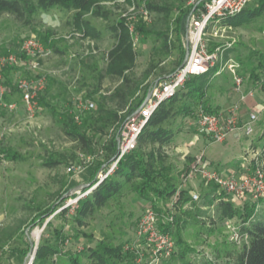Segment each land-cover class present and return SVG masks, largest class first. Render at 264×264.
<instances>
[{
	"label": "rangeland",
	"instance_id": "obj_1",
	"mask_svg": "<svg viewBox=\"0 0 264 264\" xmlns=\"http://www.w3.org/2000/svg\"><path fill=\"white\" fill-rule=\"evenodd\" d=\"M147 1L166 5L170 12L166 15L152 12L145 18L142 9L146 8ZM194 1H106L101 5L111 12L108 20L93 17L90 13L76 18L75 11L59 6L38 11L29 21L9 13L0 15V54L19 53L24 42L33 37L50 51L48 55L38 58L19 56L15 68L8 75V83L5 79L0 83L5 88L3 93L0 91V264H28L41 241L56 244L57 231L61 232L63 244L57 255L49 257V264H70L73 259L79 264H96L88 249L95 248L100 241L114 246H133L127 251L134 255L136 263L154 264L150 263L152 250L146 248L136 234L138 221L151 208V204L129 187L121 196L86 218L84 225L77 223L73 216L78 206L67 208L65 214L57 217L50 216L42 225L34 228L27 225L38 209L49 207L64 189L80 186L67 198L69 201L70 197L83 193L84 185L89 187L99 179L101 170L96 172L95 166L104 156L103 143L107 136L98 135L89 151L82 143L73 140L67 131L70 130V117L75 120L79 101H92L95 108L99 97L112 92L119 84L118 78H101L108 65V53L116 44L109 26L119 18L125 19L129 26L136 55L135 67L129 74L144 80L134 98L136 102L143 96L145 85L168 75L187 49L186 36L181 41L177 38L174 20L178 16V8ZM252 2L248 6H253ZM85 21L100 32L99 38L86 34L82 27ZM141 21L150 29L149 34L135 31V26ZM220 27H209L206 36L209 47L233 43L232 53L243 63L244 88L254 91V97L248 103L240 102V121L237 130L232 132L235 133L234 142L227 139L215 141L190 116H179L172 121L171 127L176 133L163 148L164 163L171 169L170 175L175 177L180 190L187 189L190 195L197 193L199 197L211 188V184L206 183L197 171L192 172L200 157L205 166L222 174L228 170L244 173L256 168L264 173V61L260 57V54H264V16L246 26ZM158 33H168V51L164 50V38ZM31 61H35L36 67H31ZM148 70L150 72L146 78ZM228 75V78H223ZM42 77L47 81L46 88L40 93L45 96V103L41 104L38 100L37 109L31 112L24 102L19 82ZM232 81V76L227 73L215 78L207 92V99L213 107L226 109L239 101ZM12 104L16 107L10 108ZM252 111L257 113L259 119L254 125L253 135L249 136L244 133L243 125ZM75 122L83 131L93 135L82 121ZM9 151L16 152L19 158H5ZM211 153L222 155V160H232L220 165L208 160ZM88 157L92 158L91 163ZM53 159L60 160V164L49 166L47 163ZM71 162L81 163L82 170L68 172ZM227 197L241 212L254 202L248 195L227 194ZM172 201L173 198H170L158 204L155 210L158 224L169 217L179 221L187 218L181 210L172 206ZM256 204V213L264 215V197ZM50 219L51 224L47 226L46 222ZM187 219L186 224L179 223L178 226L176 222L173 223L175 250L170 256H158V264H207V261L232 264L233 260L227 254L232 253L233 256L241 250L243 242L235 238L234 230L225 220L217 218L214 210H207L206 214L198 217L199 222ZM231 220V225H241L242 218ZM177 228L182 240L180 244H176ZM35 229L43 230L38 241L33 237ZM183 250L187 252L185 258L179 254Z\"/></svg>",
	"mask_w": 264,
	"mask_h": 264
},
{
	"label": "trees",
	"instance_id": "obj_2",
	"mask_svg": "<svg viewBox=\"0 0 264 264\" xmlns=\"http://www.w3.org/2000/svg\"><path fill=\"white\" fill-rule=\"evenodd\" d=\"M114 0H0V15L9 13L21 20H30L38 11H48L54 7H62L68 11H75V17L90 13L93 17L108 20L111 12L101 5L102 2ZM206 0H195L188 6L178 8V16L174 20V30L179 41L188 33V22L192 14L199 8L204 7ZM253 6H247L241 13L221 20V25L231 27H242L248 25L254 19L264 16V0H253ZM146 9L150 13L168 14L170 8L155 1H147ZM86 34L95 38L100 37V32L93 27L89 21H85L82 26ZM169 28V27H168ZM80 29V28H79ZM109 30L116 38V44L108 53V65L104 77L118 78L119 84L108 94H103L96 101L94 109L88 110L82 117V122L87 125L92 132V136L82 130L73 117H70V130L67 131L73 140L82 143L85 149L91 151L98 135H106L107 139L103 143L104 156L95 166L96 172L106 170L119 156L120 140L127 122L138 112V109L145 100L149 90L159 82L170 78L182 65L186 58V50L177 63L176 68L164 78L147 83L144 87L143 96L136 102L134 98L143 86V81L133 77L129 72L135 67L136 55L132 46V37L129 26L125 19L119 18L109 26ZM135 31L141 34H149L150 29L145 22L141 21L135 26ZM164 38L163 48L169 50L168 33H158ZM217 45L210 47L213 51ZM55 48V47H54ZM56 49V48H55ZM231 52L234 49L230 50ZM229 51V52H230ZM228 53V52H227ZM254 53V52H253ZM228 56V54H226ZM26 57V56H25ZM263 58L264 54H260ZM236 58L242 63L241 59ZM243 64V63H242ZM14 66L4 70L5 82L8 83V75ZM149 70L146 71V78ZM216 68L206 74L193 76L170 98L164 100L152 113L148 121L143 126L136 147L124 154L118 161L116 170L99 182L92 191L81 198L74 213V219L80 225L85 224V219L93 215L98 209L105 207L111 200L121 196L126 187L131 188L140 197L151 204V208L156 210L162 200L173 198L175 208L182 211L184 217L192 218L199 222L198 217L207 213V210H214V215L220 220L242 218L239 231L247 235V239L242 243L241 250L227 254L232 258V264H264V215L257 214V202L254 201L250 208L244 207L240 211L235 203L227 197V193L219 191L216 185L211 184L209 191L204 193L198 200H194L190 191L179 189L175 183V177L170 175L171 169L165 165V155L163 148L169 144L174 136L175 130L171 123L179 116L196 118L197 110L202 108L206 112L217 113L219 107H213L207 99V92L213 86ZM254 76V75H253ZM227 77V76H226ZM38 100L45 103V96L40 94ZM7 156V157H6ZM5 158L16 160L19 155L16 152H6ZM60 160L53 159L47 164L51 167L60 164ZM188 173V172H187ZM97 182L95 180L90 187ZM86 188L85 190L89 189ZM70 188L64 189L57 197L56 201L49 207L38 209L36 216L29 222L27 227L42 225L55 211L67 200L64 195ZM84 190V191H85ZM67 208L56 213L54 217L65 214ZM169 218L159 224L163 232H168L173 236L172 227L175 222L178 224L188 223V219ZM53 219V218H52ZM46 222L50 226L51 220ZM178 229V228H177ZM178 229V239L176 244L182 242ZM175 239V237L173 236ZM1 242V238H0ZM63 244L61 232L56 233V244L52 245L47 240L39 243L32 264H49V257L60 252ZM90 250V257L96 264H138L134 261V255L125 250L124 245L114 246L106 241H100L95 248ZM182 258L187 256L186 250L179 252ZM70 264H79L73 259ZM207 264H214L207 261Z\"/></svg>",
	"mask_w": 264,
	"mask_h": 264
},
{
	"label": "built area",
	"instance_id": "obj_3",
	"mask_svg": "<svg viewBox=\"0 0 264 264\" xmlns=\"http://www.w3.org/2000/svg\"><path fill=\"white\" fill-rule=\"evenodd\" d=\"M253 0H206L203 8H199L191 15L188 22L187 42L189 49V57L186 63L180 67L170 78L165 79L151 88V97L147 104L134 115L126 124L123 131L119 146L118 158L106 169L101 170L99 179L89 189L77 196L70 197L69 201H65L55 213L60 212L64 208L76 207L81 198L88 195L92 189L106 177L111 175L117 168L120 158L133 150L137 145L138 136L148 121L152 113L161 102L172 97L184 83L193 76H199L208 73L216 68L215 76L222 74H230L233 78V89L239 94V101L232 104L228 108L217 113L206 112L202 108L197 110L195 123L214 138L217 142L224 141L227 136L237 130L241 117L240 102H246L248 98L254 97V91H247L244 88L245 77L242 72L241 63L233 56L225 57V52L233 47V43L229 42L218 45L213 51H210L208 39V29L211 25H220L222 29L231 28V26L221 25V20L229 18L241 13ZM148 9H142L145 18L149 16ZM133 29H131V32ZM50 53L46 50L42 43L36 38H29L19 53L0 54V83L4 80L3 72L6 68L14 66L19 60V56L42 57ZM31 67H36L35 61L30 62ZM47 81L45 77L37 80L24 79L19 82V89L22 93L24 102L29 111L34 112L38 106V96L46 88ZM0 91L3 93L5 88L0 85ZM10 108L16 105H9ZM94 108L92 101H79L76 105L75 120L82 121L84 113ZM259 117L256 112H250L247 121L243 125L246 135H253L254 125ZM92 158L88 157L91 163ZM79 162H71L68 166V172L77 173L82 170ZM197 171L206 183L216 185L220 191L236 196H246L254 201H259L264 197V173L260 168L244 173H227L222 174L218 171L205 166V162L200 157L196 161V165L192 172ZM194 200L199 199L197 193L192 195ZM176 195L173 197L172 206ZM73 208V209H74ZM51 218V217H50ZM172 221L173 217H169ZM225 223L234 230L236 239L244 242L247 235L241 234L238 226L231 225L232 220L226 219ZM137 238L141 240L146 248L152 250L153 258L150 263L158 264V256H170L175 250V239L168 232H163L159 228L157 221V213L154 209L146 210L140 217L136 228ZM241 242V243H242ZM125 250L133 248V246L125 245ZM137 252V251H136ZM141 258V257H140ZM140 258L137 260L139 262ZM141 262V261H140ZM30 264V262L28 263Z\"/></svg>",
	"mask_w": 264,
	"mask_h": 264
},
{
	"label": "crops",
	"instance_id": "obj_4",
	"mask_svg": "<svg viewBox=\"0 0 264 264\" xmlns=\"http://www.w3.org/2000/svg\"><path fill=\"white\" fill-rule=\"evenodd\" d=\"M232 28V27H231ZM218 46V45H217ZM231 49H234V46L232 47V48H230V49H228L226 52H225V57H228V56H233L234 58H236V56H234L233 55V53L230 51ZM230 51V52H229ZM228 52V53H227ZM226 54H228V56H226ZM237 59V58H236ZM238 60V59H237ZM239 61V60H238ZM240 62V61H239ZM241 63V62H240ZM241 65H242V63H241ZM242 69H243V65H242ZM242 72H243V70H242ZM225 74H222V75H219V76H217V77H222V76H224ZM229 77V75L227 76V77H223V78H228ZM233 82V81H232ZM248 101H250V98H248L247 100H246V103H248ZM221 110H224V108L223 109H220V111ZM229 142H234V140H235V133H230L228 136H227V138H226ZM210 153V152H209ZM222 155H215V154H210L209 155V158H208V160H212V161H214V162H216L217 164H220V165H224V164H227V162H230L232 159H229V158H227L226 160H222V158L223 157H221ZM209 163H210V161H208ZM233 172H235L234 170H228V171H224L223 173H225V174H227V173H233ZM54 218V217H53Z\"/></svg>",
	"mask_w": 264,
	"mask_h": 264
},
{
	"label": "water",
	"instance_id": "obj_5",
	"mask_svg": "<svg viewBox=\"0 0 264 264\" xmlns=\"http://www.w3.org/2000/svg\"><path fill=\"white\" fill-rule=\"evenodd\" d=\"M188 57H189V49L187 50L186 58H185L184 62L182 63V65H181L180 67H182V66L186 63ZM150 97H151V90H149V92H148V94H147L145 100L143 101L142 105H141L140 108L138 109V112H139V111H140V110H141V109L147 104V102H148V100H149ZM101 170H102V169H101ZM90 186H91V185H90ZM90 186H89V187H90ZM83 187H84V189L88 188V187H85V185H84ZM79 188H80V186H76V187L71 188V189H70V190L64 195V197H65V198H68L69 196H72V195H73V194H74ZM36 249H37V247H36ZM35 253H36V250L34 251V255L31 257L30 264L33 263V260H34V257H35Z\"/></svg>",
	"mask_w": 264,
	"mask_h": 264
},
{
	"label": "bare ground",
	"instance_id": "obj_6",
	"mask_svg": "<svg viewBox=\"0 0 264 264\" xmlns=\"http://www.w3.org/2000/svg\"><path fill=\"white\" fill-rule=\"evenodd\" d=\"M42 231H43L42 229H35V230L33 231V237H34V239H35L36 241L39 240Z\"/></svg>",
	"mask_w": 264,
	"mask_h": 264
}]
</instances>
